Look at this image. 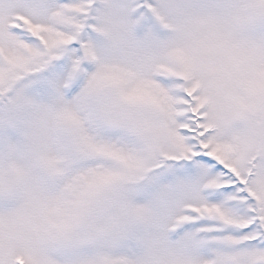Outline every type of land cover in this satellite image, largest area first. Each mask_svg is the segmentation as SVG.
Segmentation results:
<instances>
[{
	"label": "snow or ice",
	"instance_id": "obj_1",
	"mask_svg": "<svg viewBox=\"0 0 264 264\" xmlns=\"http://www.w3.org/2000/svg\"><path fill=\"white\" fill-rule=\"evenodd\" d=\"M0 264H264V0H0Z\"/></svg>",
	"mask_w": 264,
	"mask_h": 264
}]
</instances>
